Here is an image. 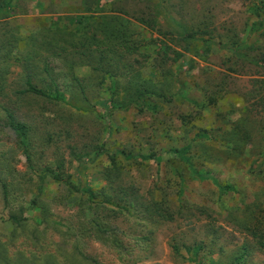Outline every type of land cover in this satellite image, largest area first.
I'll list each match as a JSON object with an SVG mask.
<instances>
[{"label": "rangeland", "instance_id": "374dc122", "mask_svg": "<svg viewBox=\"0 0 264 264\" xmlns=\"http://www.w3.org/2000/svg\"><path fill=\"white\" fill-rule=\"evenodd\" d=\"M102 1L0 13V264H264V0Z\"/></svg>", "mask_w": 264, "mask_h": 264}, {"label": "trees", "instance_id": "16d2710c", "mask_svg": "<svg viewBox=\"0 0 264 264\" xmlns=\"http://www.w3.org/2000/svg\"><path fill=\"white\" fill-rule=\"evenodd\" d=\"M99 4H102L101 2H103L102 0H99ZM10 3H12V0H1L0 1V13H3V11H6V7L7 5H10ZM196 33H193L191 37H194ZM165 46V50L164 53L165 55L167 54V50L168 47L166 45ZM54 89H49L46 90L44 88H40L38 87L36 84H34L32 81L28 80L26 83V89L23 91V93H29V94H33L34 96L38 97H42L45 98L47 100H51V101H55V102H60L63 103L64 102V98H63V94H61L60 92V88L59 86L54 82L53 83ZM161 97L158 94L150 91V90H144V91H140L138 93L137 99L130 101V103H134L137 106L138 103L141 105L140 107V111L143 109V106H145V100L151 98V97ZM7 117L9 120V128L11 130H13L19 137V142L21 144V146L24 148V152L27 156L28 161H30L28 154V148H27V139H28V130L26 128L25 125L17 123L14 119V116L12 113L7 112ZM190 148L186 147L183 148L182 150L178 151L177 153H180V155L182 156V158H184L186 161H188L187 158V154L189 153ZM195 175L198 179H200L201 181H208L210 180L211 182H213V184L215 186H217L220 189V192L223 193L225 191H231L233 190V188L229 187V186H223L219 183L218 179L216 177H214L213 174H202L199 172H195ZM54 179H58V176L53 175ZM72 188H74L76 191L78 192H83L88 194L89 196H94V193L91 189H84V190H80L79 188H75L74 186L71 185ZM7 197V193L5 192V198ZM9 221L13 222L14 224H17L19 226H22L23 222L25 221L24 219H20L18 216H12L10 217ZM197 250H200L199 248ZM198 252V251H197Z\"/></svg>", "mask_w": 264, "mask_h": 264}]
</instances>
